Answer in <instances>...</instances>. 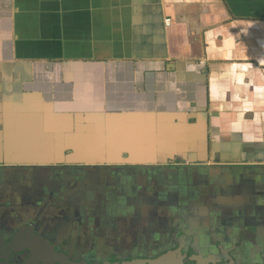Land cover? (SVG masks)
<instances>
[{
    "label": "crops",
    "instance_id": "0c3cea01",
    "mask_svg": "<svg viewBox=\"0 0 264 264\" xmlns=\"http://www.w3.org/2000/svg\"><path fill=\"white\" fill-rule=\"evenodd\" d=\"M36 100L67 101L54 160L3 151L21 120L40 118ZM83 138L117 152H77ZM175 157L200 164L184 174L205 211L210 187L264 220V0H0V163Z\"/></svg>",
    "mask_w": 264,
    "mask_h": 264
},
{
    "label": "flooded vegetation",
    "instance_id": "af4514ba",
    "mask_svg": "<svg viewBox=\"0 0 264 264\" xmlns=\"http://www.w3.org/2000/svg\"><path fill=\"white\" fill-rule=\"evenodd\" d=\"M194 165L0 163V264H264V220L205 211Z\"/></svg>",
    "mask_w": 264,
    "mask_h": 264
},
{
    "label": "water",
    "instance_id": "95a60500",
    "mask_svg": "<svg viewBox=\"0 0 264 264\" xmlns=\"http://www.w3.org/2000/svg\"><path fill=\"white\" fill-rule=\"evenodd\" d=\"M66 102L64 100L60 103L62 106L53 108L43 101L36 100L37 104L43 105L37 112L40 118L31 123L23 119L19 127L15 130H10L13 133H7L4 137V153L21 157L27 156L32 160L29 152L32 147H36L34 161H47V159L54 160L57 157L59 158L63 148L64 135L67 132L66 125L69 122V118H61L66 113L64 110ZM77 103L79 102L76 101L72 105ZM103 114L101 115L104 116ZM81 140V144L71 143L77 149V152L83 154H99V152H102L107 157H113L117 152L114 149V145H111L110 142L101 145L98 144L95 138H92L89 142V138ZM70 159L76 160L79 158L76 155H71Z\"/></svg>",
    "mask_w": 264,
    "mask_h": 264
}]
</instances>
